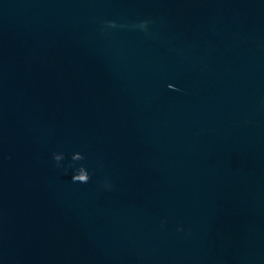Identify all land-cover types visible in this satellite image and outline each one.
Returning a JSON list of instances; mask_svg holds the SVG:
<instances>
[{"label": "clouds", "instance_id": "1", "mask_svg": "<svg viewBox=\"0 0 264 264\" xmlns=\"http://www.w3.org/2000/svg\"><path fill=\"white\" fill-rule=\"evenodd\" d=\"M110 27H116L114 22H108ZM147 22L142 23L140 26L146 27ZM63 154L62 153H58V154H54V159L59 162L63 159ZM73 160H82L84 159L83 155L81 153H75L72 156ZM72 181L75 182H79V183H88L91 179V175L88 172L87 168H85L84 166L79 167L76 172L72 175L71 177Z\"/></svg>", "mask_w": 264, "mask_h": 264}]
</instances>
